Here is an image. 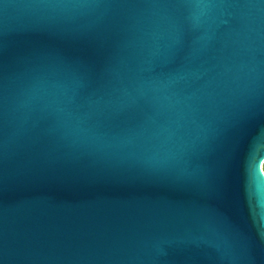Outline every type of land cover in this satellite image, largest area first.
I'll return each instance as SVG.
<instances>
[{"label": "water", "instance_id": "95a60500", "mask_svg": "<svg viewBox=\"0 0 264 264\" xmlns=\"http://www.w3.org/2000/svg\"><path fill=\"white\" fill-rule=\"evenodd\" d=\"M264 0H0V264H264Z\"/></svg>", "mask_w": 264, "mask_h": 264}, {"label": "bare ground", "instance_id": "6f19581e", "mask_svg": "<svg viewBox=\"0 0 264 264\" xmlns=\"http://www.w3.org/2000/svg\"><path fill=\"white\" fill-rule=\"evenodd\" d=\"M263 166H264V162L262 163V169H263ZM264 170V169H263Z\"/></svg>", "mask_w": 264, "mask_h": 264}, {"label": "rangeland", "instance_id": "374dc122", "mask_svg": "<svg viewBox=\"0 0 264 264\" xmlns=\"http://www.w3.org/2000/svg\"><path fill=\"white\" fill-rule=\"evenodd\" d=\"M263 169H264V166H263Z\"/></svg>", "mask_w": 264, "mask_h": 264}]
</instances>
